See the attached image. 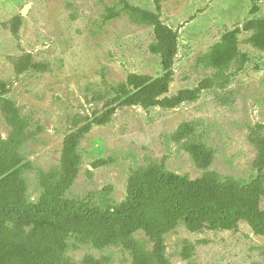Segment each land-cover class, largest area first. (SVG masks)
I'll list each match as a JSON object with an SVG mask.
<instances>
[{
    "label": "rangeland",
    "instance_id": "rangeland-1",
    "mask_svg": "<svg viewBox=\"0 0 264 264\" xmlns=\"http://www.w3.org/2000/svg\"><path fill=\"white\" fill-rule=\"evenodd\" d=\"M154 10L156 0H129ZM119 0H0V85L5 83L22 113L32 120L35 139L24 148L31 164L23 172L28 197L36 202L43 192L40 177L60 167L63 144L71 121L77 114L91 115L103 103L98 95H111L125 83L129 74L158 76L161 58L150 51L154 29L134 23L123 13L106 20L107 9L117 8ZM164 23L179 31V53L175 60L174 81L165 97L181 90L195 89L215 74L200 59L225 32L243 28L253 17L264 18V0H162ZM29 6L23 16L24 9ZM259 7L256 16L251 14ZM21 17L18 35L12 21ZM253 32L241 31L239 49L248 55L240 70L238 58L228 73L231 83L224 89L203 91L196 102L175 109L139 106L117 111L113 120L95 125L80 143L82 164L79 177L68 192L70 199L86 198L106 186H113L112 204L127 196L128 180L134 170L152 163H164L173 174L197 179L203 175L187 151L200 143L216 154L211 169L223 179L249 183L257 177L254 162L257 148L250 141L251 131L264 125V50L254 47ZM32 54L37 62L49 64L47 71L17 74L11 58ZM1 92V89H0ZM184 123L194 132L174 142L172 135ZM0 109V141L9 134ZM101 159L109 165L93 168ZM140 240H149L142 232ZM66 258L83 264L87 255L107 256V264H132L129 251L115 245L100 251L91 244L68 240ZM151 246V244H149ZM166 256L172 264H264V237L256 235L245 221L238 232L210 230L192 233L180 225L166 237ZM195 250L189 260L183 252Z\"/></svg>",
    "mask_w": 264,
    "mask_h": 264
},
{
    "label": "trees",
    "instance_id": "trees-1",
    "mask_svg": "<svg viewBox=\"0 0 264 264\" xmlns=\"http://www.w3.org/2000/svg\"><path fill=\"white\" fill-rule=\"evenodd\" d=\"M161 2L156 0L155 9L151 10L129 0H119L117 8L107 9L105 18L108 21L125 13L134 23L154 29L155 42L150 51L160 56L162 72L155 77L129 74L125 83L112 89L111 95L94 98L103 103L100 109L91 115L73 117L65 135L60 167L40 177L43 192L36 202L29 200V186L23 176L24 170L31 168L23 151L35 139L32 120L8 98L7 85L1 83L0 109L10 130L7 138L0 141V264H72L66 258L71 237L81 245L91 244L100 251L121 245L130 252L132 264H172L166 256V237L181 224L192 233L204 229L238 232L239 223L245 221L256 235L264 237L262 124L250 134V141L258 151L254 162L258 175L249 183L223 179L211 169L215 152L192 142L187 151L196 166L203 170V175L197 179L170 173L164 163H152L132 172L127 196L119 204L111 203L113 186H106L83 199L67 197L81 169V140L93 126L108 124L122 108L175 109L184 103L196 102L203 91L226 88L233 77L228 73L233 63L240 58L241 70L248 62V55L239 49L241 31L253 32L251 44L264 50V18L253 17L243 28L225 32L221 41L200 59L216 71L214 76L201 81L195 89L165 97L174 81L179 31L164 23ZM258 11L259 7L254 6L251 14L256 16ZM21 20L18 17L12 21L15 35H18ZM11 61L19 75L49 69L48 63L35 61L29 53L11 58ZM193 132L194 126L184 123L172 135V140L181 142ZM112 162V159H101L92 166L100 168ZM139 232L149 242L138 239ZM194 250V246H188L183 252L184 260H189ZM109 261L107 256L87 255L83 264H107Z\"/></svg>",
    "mask_w": 264,
    "mask_h": 264
},
{
    "label": "water",
    "instance_id": "water-1",
    "mask_svg": "<svg viewBox=\"0 0 264 264\" xmlns=\"http://www.w3.org/2000/svg\"><path fill=\"white\" fill-rule=\"evenodd\" d=\"M28 8H29V6H27L25 9H24V11H23V16H25L26 14H27V12H28ZM0 138H1V135H0Z\"/></svg>",
    "mask_w": 264,
    "mask_h": 264
}]
</instances>
